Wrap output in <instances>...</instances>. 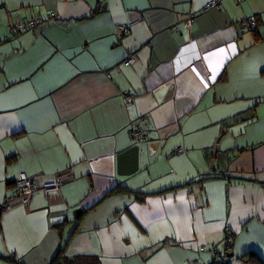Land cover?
Returning <instances> with one entry per match:
<instances>
[{
    "label": "crops",
    "instance_id": "1",
    "mask_svg": "<svg viewBox=\"0 0 264 264\" xmlns=\"http://www.w3.org/2000/svg\"><path fill=\"white\" fill-rule=\"evenodd\" d=\"M208 1L0 0V206L21 172L39 185L73 176L0 209V264H50L62 248L94 264H210L227 230L232 264H252L249 251L264 260V0L204 11ZM51 12L56 20L13 37V22ZM250 16L260 41L239 27ZM222 95L245 103L226 117L208 111ZM202 114L231 143L218 146L212 132L192 139ZM133 126L146 134L139 169L120 175Z\"/></svg>",
    "mask_w": 264,
    "mask_h": 264
},
{
    "label": "built area",
    "instance_id": "2",
    "mask_svg": "<svg viewBox=\"0 0 264 264\" xmlns=\"http://www.w3.org/2000/svg\"><path fill=\"white\" fill-rule=\"evenodd\" d=\"M223 7V0H209L205 6L204 11H210L212 9H221ZM196 18V13H190L187 17L182 21L183 27L186 30H189ZM50 20H56V14L51 12L48 17H42L40 15L34 14L28 18H20L17 21L13 22L9 28L13 37L18 34L26 33L30 30H33L40 25L47 23ZM257 26V18L255 16L244 17L239 22V27L242 32L252 31ZM132 26L130 23L119 24L116 29V34L119 39L125 37L131 30ZM174 30L179 31L180 27L175 25ZM8 39V37L6 38ZM2 42V37L0 35V43ZM137 55L135 53H131L125 59L124 64L130 65L136 62ZM1 70V65H0ZM108 77H111V73H107ZM123 103L125 105L126 110L129 112L130 120L133 122L135 117L133 115V103L136 99V95L133 91H127L122 96ZM146 134L142 127L133 126L131 128V138L135 141L137 145H141V143L145 140ZM177 152H182L183 149L181 147L177 148ZM73 176L69 171H65L63 173H58L54 178L47 180L39 185L36 180L30 177L26 172H21L18 179L16 180V196L11 199H5L0 206L1 211H7L12 209L15 206L23 205L27 206L31 203L33 196L39 193L41 190L45 192H55L59 191L61 186L66 182L72 180ZM235 241V235L232 231L227 230L225 233L224 245L223 248L218 250L214 247L212 249V260L210 264H232V262L236 259L235 255L232 253V247ZM190 264H202L199 261L191 262Z\"/></svg>",
    "mask_w": 264,
    "mask_h": 264
},
{
    "label": "rangeland",
    "instance_id": "3",
    "mask_svg": "<svg viewBox=\"0 0 264 264\" xmlns=\"http://www.w3.org/2000/svg\"><path fill=\"white\" fill-rule=\"evenodd\" d=\"M222 96H226V98H227L226 100H228L227 102H223L222 104H220V108L222 110H218L220 108H214L213 107V108H210L208 111H211V113L213 111V113H215V114H218L220 111H222L220 114L225 115V117H226L227 116L226 114H228L230 112V110H232L235 107H237L236 106L237 104H235V103H243V104L245 103L243 100H240V102H230L229 100L231 98H233V96H235V95H222ZM246 101H253V100L251 98L250 100H246ZM217 107H219V106H217ZM200 109H204V108H200ZM200 111H203L204 113H207L205 109L204 110H200ZM222 118H224V117H222ZM208 122H210L209 119L207 120L205 118L204 114H202V116L197 121L194 122L195 126L193 127V130L191 132V138L193 139L194 137H196L198 135H202L203 133L212 132L214 135L212 134V137H211L210 140H213V138H215L214 140H218V142H216L215 144H217L218 146L221 147L220 143H223V142H224V144L227 143L229 141L228 139H229V135L230 134L228 135V137L226 136V139H224L223 141L221 140L223 137H225L223 135H220V133H219L221 131L220 129H222L221 124L208 125ZM191 125H193V123H191ZM230 132H232V130ZM215 136H217V137H215ZM206 144H211L212 145V141H211V143H206Z\"/></svg>",
    "mask_w": 264,
    "mask_h": 264
},
{
    "label": "trees",
    "instance_id": "4",
    "mask_svg": "<svg viewBox=\"0 0 264 264\" xmlns=\"http://www.w3.org/2000/svg\"><path fill=\"white\" fill-rule=\"evenodd\" d=\"M260 26H261V20L258 18L257 19V26H256V28L254 30H252V32H253V34L255 36L256 41H260L261 40L260 32H259V27ZM220 80H224V74L220 78ZM222 176H226L227 177V176H229V173L224 172V173H222ZM242 260L245 261V262H250L252 264H264V260L255 251H249V252H247L242 257ZM50 264H94V262L92 261V258H90V257H84V256L73 257V258L67 257L64 254V249L62 248V249H60L58 251L57 255L52 259V261L50 262Z\"/></svg>",
    "mask_w": 264,
    "mask_h": 264
},
{
    "label": "water",
    "instance_id": "5",
    "mask_svg": "<svg viewBox=\"0 0 264 264\" xmlns=\"http://www.w3.org/2000/svg\"><path fill=\"white\" fill-rule=\"evenodd\" d=\"M140 145H134L121 153L118 157V173L120 175H131L139 169ZM83 212V209L74 211L75 217Z\"/></svg>",
    "mask_w": 264,
    "mask_h": 264
}]
</instances>
